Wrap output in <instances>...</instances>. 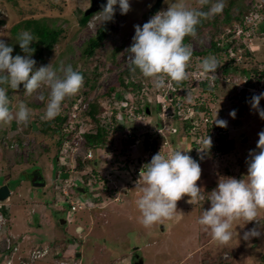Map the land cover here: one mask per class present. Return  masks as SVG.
<instances>
[{"label": "clouds", "instance_id": "obj_1", "mask_svg": "<svg viewBox=\"0 0 264 264\" xmlns=\"http://www.w3.org/2000/svg\"><path fill=\"white\" fill-rule=\"evenodd\" d=\"M117 4L121 14H126L131 9L129 0H107V3L102 6V10H97L88 14V16L90 15L89 17H91L93 14L100 12V26L108 21L110 23L115 14L114 6ZM198 5V8H191L186 6L181 0V2L174 3L168 7L166 11H161L159 7L158 11L142 26H134L133 43L127 49L130 61L129 71L136 73L138 70L144 78L150 79L155 90L147 91L152 96L158 94L159 98L155 99L152 97V99L146 101L148 105H146V102H144L145 105H142L141 100H145V97L143 96V99L140 98L139 94L141 91H138V94L133 91H122L120 93L124 96L122 101L117 98L120 94L116 96L111 94L110 98L107 96L109 99L107 106L101 103L99 106L97 105L102 109L99 115L101 127H104L107 131L104 143L98 141L88 143L86 139V132L92 131L93 128L88 124L89 116L85 114V111L89 103L93 102V96H89L85 90H82L83 75L79 71L74 70L70 64L61 67L59 70L54 69L51 63L38 69L35 68L36 61L31 58L35 51L31 47L35 37L30 31H22L17 36V43L24 55H12L13 47L3 39H0V126H7L13 120H15L17 125L21 126H27L29 123L32 109L24 102H19L13 109L9 99V90L16 92L21 85H23L24 93L27 96H32L45 86L50 90L45 111L41 117L37 118L38 123L39 120H54L61 112H65L62 111L63 102L76 95L71 99L73 100L71 104L68 102L66 125L61 128L60 133L53 134L55 140L50 149V151L55 152L57 150L63 154L61 161L55 153L53 154L55 160L60 164L59 170L61 171L55 173V177L59 174L61 175L59 180L55 182V189H58L56 193L61 197L57 199L59 201L58 204L66 205L69 208L68 213H74L78 209L71 211L69 204L67 202L64 203V199H62V184L66 186V189L76 200L82 203V209H89L90 207L91 212H93L96 207L102 209L103 203L107 206L106 208H110L112 203H127L129 196L136 192L134 191L136 188L132 187L131 183L142 178V195L136 200V206L141 214L140 222L145 228L162 223L164 220L173 219L177 212V202L185 196L188 197L187 202L192 205L200 204L205 200L210 201V207L203 211L198 223L205 231H210L212 240L220 246L228 245L233 236L237 235L236 226H241V224L236 223L237 221H242V226L251 222H260V214L264 212V131L258 133L259 139L256 147L260 151L251 154L246 175L240 179L226 177L222 181L219 180L216 188L210 192V196L207 199H205L201 192V187L197 184L201 178L202 170L191 154H195L196 149L203 151V153L206 150L210 152L209 149L212 146L209 136L201 142V137L203 136L198 133L205 131L207 124L210 123L213 124L209 128L211 135L222 134L225 136L228 132L225 126L230 127V124H232L230 121H226V118L221 120L220 115H217V113L222 112L223 105H225L224 109L227 108L223 100L224 102L228 101L230 105L232 103V107L233 105L238 107V104L243 105L239 102V99H242L241 102L245 104L248 103L247 108L251 103V107L256 109L259 116L264 119V109L259 107L260 100L264 99V78L255 80L252 72L247 75L234 76L233 78L222 74L217 77L215 73L221 67V64L215 56L205 57L200 62V68L193 70L192 73L187 72L193 50L190 44L184 42L185 38L196 36L197 27L202 20L210 19L222 13L225 2L224 0H216L215 3L212 0H198ZM205 6H208L207 11L204 10ZM249 17L253 21L252 25L247 24V17L244 24L246 23L245 27L251 29L250 35L248 31H241L242 29L239 27L240 34L234 36L242 39L240 46H243L242 48L240 47L242 50L235 54L236 59L234 60L237 62L236 64H251L253 61V58H250L247 61L240 62L246 48L254 50L251 47L253 44L250 43L252 42V27H254L257 20L264 18V14L263 17L258 19V13H254ZM233 38L229 39L228 44H226L231 46V48L235 45ZM228 51H231V49H228ZM58 71L62 75L58 74ZM186 79L197 81L194 83L196 85L200 81H206L209 85L217 88V92H213L215 95L218 94L217 96L202 101L205 102L203 111L196 110L194 108L195 104L185 105L186 101L177 95L173 83L181 84ZM241 79L243 80L241 81ZM79 96H82V98H79ZM111 98L114 99L111 101ZM39 99L43 101L45 96L41 94ZM83 101L86 103V107L81 106ZM173 101L174 103H172ZM111 102H114L115 106H112ZM157 104L161 107L160 111H156V116L150 115L151 105L156 108ZM211 104L220 107L215 114H212V110H210ZM120 105L122 108H119L120 110L118 111L117 107H120ZM140 106L145 109V114L150 115L149 118H146L142 111H138ZM114 107L116 112H113ZM108 110L110 111L109 113ZM229 115L235 118L236 110L233 109ZM147 119L150 121L151 127L153 126L152 123L157 121H159L160 125L149 131L144 127ZM135 122L139 123L134 124ZM185 123L189 125L182 129ZM111 126L112 128L116 126V130H112ZM127 126L137 132L135 137L124 131ZM17 129L18 127L12 130L15 133ZM29 129H32V125H29ZM147 131L153 134L152 138L148 140H146L145 136V134L149 133ZM117 133L123 137L122 145L127 151L122 156L120 153L116 154L111 146V150L114 153L112 170H108L104 175L98 176L96 174L98 160L94 155V151L105 149L108 140ZM25 134L23 132V135ZM28 134L30 135L31 133ZM180 135L185 137V142L187 143L180 141ZM171 136H176L175 140L170 141L172 139ZM16 140L14 143L19 145V148H23L22 137L20 140ZM154 141L157 142L156 146L152 144ZM191 142H194L193 147H191ZM186 145L190 148L188 151L192 149L194 153L190 151L191 154L188 155L184 150L187 148ZM136 146L138 147V154L135 156L133 153H136ZM74 147H76V150L72 151ZM160 147H163L162 150ZM39 151L41 152V150ZM117 158L123 161L122 164L116 162ZM115 163L118 170L113 168ZM71 172L72 174H70ZM112 172L115 173L113 174ZM120 172H127L128 182L125 183L123 179H119ZM32 173L30 175L34 177L36 175V178L41 176L44 185L46 184V179H44L40 170L35 169ZM78 174H82L80 178L77 177ZM115 175H117L116 178L114 177ZM62 176L66 177L62 178ZM73 176L74 178H72ZM34 177H31L32 182L37 181ZM82 177H89L90 184L84 180L80 184H76V181ZM98 179L107 188L102 189L101 183L97 181ZM31 180L29 179L30 183H32ZM61 180L64 181L59 182ZM119 181L123 185H118L117 182ZM2 185L8 187L7 184H1L0 186ZM79 188H82L83 191L80 192ZM8 190L9 195L5 199L0 200V202L9 198L11 194L9 187ZM112 190L116 192L113 196ZM98 191L99 196L96 195ZM55 210L58 213L65 211V209L58 208H55ZM0 216L2 217L0 242L4 237L9 236L12 238V244L17 247V252L12 258V264H18L15 260L16 255L25 258L31 249L46 246L38 245L29 250H26L25 247L20 248L17 244L18 242L6 231H3V226L8 222L6 215L0 213ZM60 217H62V223H67L66 215H60ZM81 229V227L78 228V230ZM260 234L257 229L253 228L244 234V238L258 237ZM21 238L23 239V237ZM3 254L6 264L7 256L5 253Z\"/></svg>", "mask_w": 264, "mask_h": 264}, {"label": "rangeland", "instance_id": "obj_2", "mask_svg": "<svg viewBox=\"0 0 264 264\" xmlns=\"http://www.w3.org/2000/svg\"><path fill=\"white\" fill-rule=\"evenodd\" d=\"M155 1L129 0L131 9L126 14H121L118 4L114 6L117 16L110 22L112 26L110 34L85 64L83 63L84 59L81 60L83 56H80L82 46L89 38L96 35L97 29L101 25L100 12L91 17H82L84 9L89 5V0H0V39L13 47L12 55H24L17 43L18 34L27 30L22 27L24 20L35 19L43 21L49 27L60 28L58 42L38 68L50 63L57 70L69 64L74 70L85 67L88 70L87 79L90 81L88 83L95 84L90 94L98 106L100 103L107 106L109 99L105 95L106 92H109V87L116 81L117 74L123 71L130 62L129 52L127 53L126 48L131 46V41L133 42L134 26H142L150 19V14L154 13L149 8ZM177 2H181V0H162L160 9L166 11L168 7ZM182 2L191 8L198 5V0H182ZM212 2L215 3L216 0H212ZM224 2L225 5L228 3L227 0ZM244 3L245 9L248 11L246 19L248 25H252L253 22L250 15L258 13L257 19L263 17L261 0H251L249 3L245 1ZM233 11L235 10L233 9ZM247 24L245 23L244 26ZM17 25L16 32L12 31V28ZM228 25L227 28H222L221 32H218L216 37L218 45L228 44V34L231 29L235 30L234 36L240 34L239 21ZM250 32L251 30L248 31L249 35ZM258 36L256 27H254L250 43L253 44L251 47L255 50H258L261 45L264 46V43L256 42L259 41L256 39ZM261 38L264 42V33ZM209 41V38L199 36L192 38L189 44L193 52H200L208 47ZM241 42L242 39L239 37L233 38L235 44L233 47H237V51H229L231 56L242 50ZM118 46L120 47L119 52L113 60L110 53L114 52V48ZM61 53L63 55H60ZM222 56L229 59L228 56ZM249 59L248 54L242 55L240 62ZM113 62L120 66L110 68V64ZM243 64L247 68L256 66L255 63ZM187 72L192 73V71ZM58 74L62 75L59 71ZM146 89V87L142 88L139 94L141 99L143 96L145 97V100H141L142 105H145L144 102L152 97L159 98L158 94L152 96ZM82 90H87L84 85ZM49 91L45 86L32 96H27L24 93L23 85L16 92L9 90V99L13 109L19 102H24L32 109V116L28 123L32 125V129L25 132L23 130L25 126L17 125L15 120L7 126H0V185L7 184L11 192L6 201L0 202V213L6 215L8 219V227L4 230L18 242L20 248L25 247L26 250H29L34 246L46 245L49 253L33 264H55L56 259L65 261V264H133V262L136 263L131 259L133 252L139 254L138 263L140 264H264V212L260 214V224L251 222L242 226L243 222L237 221L236 223L241 224V226H236L237 235H234L230 243L225 246L214 242L210 231H205L198 223L203 211L210 207L208 200L192 205L187 202L188 197L185 196L177 202V212L173 219L164 220L162 223L145 228L140 222L141 214L136 206V200L142 195V178L138 179L139 182L135 180L131 183V186L136 188L134 190L136 192L129 196L127 203H112L110 208H106L107 206L103 203L102 209L96 207V210H92L93 212L90 207L89 209L81 207L74 213H68L69 208L66 205L58 204L57 199L61 197L56 193L58 189H55V182L61 177L60 174L55 177V173L61 171L59 170L60 164L55 160L53 154L55 153L60 161L63 159V154L57 150L50 151L55 136L52 133L46 135L40 132V124L37 121V118L41 117L45 111ZM121 92V89H117L112 95L116 96ZM193 92L191 97L193 105L208 97L204 93H198L197 88ZM41 94L45 96L43 101L39 99ZM72 98L63 102L62 111L68 110V102ZM117 98L119 101L124 100V96L121 94ZM113 99L111 98V101ZM241 101L242 99H239L243 105L238 104V107L234 105L232 107V103L230 105L228 101L224 102L223 100L228 109H224L225 105H223L222 112L217 113L221 120L226 118V121L232 123L230 127L225 126L228 132L224 137L232 139L234 144V147L229 150L228 156L217 152L214 155L216 160L213 161L210 160V154L206 156V152L209 153L208 150L204 151V154L203 151L196 149V153L191 154L190 151L193 153L194 151L192 149L188 151L190 149L188 145L184 149L201 167V178L197 184L201 187L205 199L216 188L219 180L222 181L226 177L240 179L246 175L251 154L258 153L260 150L256 145L259 139L258 133L264 131V119L259 116L256 109L251 107V103L247 108L248 103L245 104ZM81 106L86 107V103L83 101ZM112 106H115L114 102ZM259 107L264 109V99L260 100ZM219 108L215 104H211L210 110H212V114H215ZM233 109L236 110L235 118L229 115ZM143 113L146 118H149L150 115L156 116V108L151 105L150 115ZM137 123L139 122L134 124ZM16 127L18 129L14 133L13 130ZM23 132L26 134L23 135ZM21 137L23 148H19V145L14 143L17 141L16 138ZM175 137L171 136L173 140ZM180 141L187 143L183 135H180ZM122 144L123 137L117 133L108 140L105 149L94 151L98 160L96 173L98 176L112 170L114 153L111 146L116 154L124 155L127 149ZM193 146L192 144L191 147ZM163 147L160 149L162 150ZM135 151L136 153L133 155L136 156L138 154L137 146ZM122 162L120 161L119 164ZM113 168L118 170L116 163ZM35 169L40 170L46 179L44 186L30 185L29 174ZM80 175L82 174H78L77 177L80 178ZM126 175H128L127 172H120L119 179H123L125 183L128 182L129 177ZM65 177L62 176V178ZM114 177L116 178L117 175ZM83 180L90 184L89 177H82L76 181V184H80ZM62 181L64 180L59 182ZM117 183L123 185L121 181ZM55 208L65 209V211L58 213ZM60 215H66L67 223L61 222ZM79 227L82 229L78 230ZM253 228L261 233L260 236L245 239L244 234ZM0 249L2 248L0 247ZM0 264H5V257L1 252Z\"/></svg>", "mask_w": 264, "mask_h": 264}, {"label": "trees", "instance_id": "obj_3", "mask_svg": "<svg viewBox=\"0 0 264 264\" xmlns=\"http://www.w3.org/2000/svg\"><path fill=\"white\" fill-rule=\"evenodd\" d=\"M228 3L225 5L222 13L207 19V20H202L201 23L198 25L197 27V34L195 37H199V36H203V37H207L210 39L209 41V45L208 47L204 48L203 50H201L200 52H196L194 51L192 53V58H191V62L190 65L187 69V71H193L196 70L200 65V62L208 56H215V58L218 60V62L221 64V67H219L216 70L215 75L217 77H219L221 74L222 75H226V76H230L231 78H233L234 76H241V74L247 75L249 72H252V74H254V79L255 80H260L262 78H264V46H260V48L257 50H249L248 48H246L244 55L246 56V54H248L250 56V58H254L252 63H255L256 66L254 67H244L243 64H236L237 62L234 60L236 59V55L230 56L228 49H231V51H237V47H233L231 48V46H227L226 43H222L220 45L217 44L216 42V37L218 36V32H221L222 28H227L232 22L234 21H239L240 25H238L242 30L241 31H249L251 29H249L248 27H245L244 24L242 25L241 23H244V19L247 17L248 11L245 9V1H247V3H249L251 0H227ZM253 1V0H252ZM262 1V10L264 13V0ZM199 5L192 7V8H198ZM247 8V6H246ZM208 6H205L204 10L207 11ZM233 9L235 11H233ZM233 11V12H231ZM150 12V11H149ZM148 12V14H150ZM147 14V15H148ZM92 15V14H91ZM154 14H150V18L153 16ZM90 16V15H89ZM84 16L82 14V17L87 18L89 17ZM114 17H116V13L114 14ZM113 17V18H114ZM147 22V21H146ZM18 25L12 28V31L16 32ZM22 27L24 29H27V31H30L33 36L35 37V41L32 42L31 47H33L35 49L34 53L32 54V59H34L36 61L35 64V68H38L39 64L41 62L44 61L45 57L48 55H50V52L52 51L53 47L55 46V44L58 42L59 40V36H60V32L61 29L60 28H56V27H52V26H48L46 25L43 21H39V20H35V19H29V20H24V22L22 23ZM111 25L108 22H105L102 24V26H100L97 29L96 35L94 37L89 38L82 46V49L80 51V56L81 60L84 59V64L89 61V59L93 56L95 50L101 46L103 44V41L109 36L110 34V30H111ZM254 27H256V31L257 34L259 35L258 38L259 41H256V39H254V41L256 42H263L261 35L262 33H264V18L257 20V22L254 24ZM254 27H252V30L254 29ZM234 31L232 30L230 31V33L228 34L229 39L234 37ZM225 33V31H224ZM194 38V37H186L185 38V43L189 44L190 40ZM133 42L131 41V44ZM241 48L243 46H240ZM120 47H116L114 48V52L110 53V57H112V59L114 60L116 55L119 52ZM128 48H126L127 50ZM128 53V50H127ZM60 55H63L62 53ZM222 55L228 56L229 59L223 57ZM195 56V57H193ZM129 63L127 64V66L124 68L123 71L119 72L117 74V79L116 81L109 87L108 91L106 92L105 95H107L109 98L111 97V94L113 92H116L117 89H121V91H133L134 93L138 91H141L142 88L146 87V90L152 91L155 90V87L153 86V82L150 79H146L144 78L139 71L137 70L136 73H132L129 71ZM120 65H118V63H112L110 64V68H114V67H119ZM77 71H79L85 81L83 82V85L85 87V92H87L90 94L91 89L94 88L95 84H89L88 82H90L87 78L88 75V70L83 67L80 69H77ZM197 81H191L190 79H186L184 80L181 84H175L173 83L176 93L179 97H181L182 99H184L185 105H190L191 103V97L194 94L193 90H195L197 88V92L198 93H204L206 94L208 97L204 98L205 99H211L215 95L213 92H217V88L209 85L206 81H200L196 84ZM216 83V81H215ZM94 85V86H93ZM200 88V89H199ZM199 90V91H198ZM84 92V93H85ZM45 95V93H43ZM86 94V93H85ZM173 94V93H172ZM188 99V100H186ZM202 100V101H203ZM199 101V103H196L194 105V108L196 110H200L203 111L204 109V104L205 102ZM73 102V100H70L69 103L71 104ZM174 103V101L172 102ZM146 105H148V103L146 102ZM206 107V106H205ZM122 108L121 105L120 107H117L118 111ZM161 107L160 105L157 104L156 107V111H160ZM102 111L101 108H99L97 106V102L96 100L93 99L92 103H89L87 110L85 111V114H87L89 116V122L88 124H90L92 126V131H88L86 132V139L88 141V143L90 142H94V141H98L101 143H104L107 137V131L104 127H101L100 124V120H99V115L100 112ZM138 111H142L144 112L145 109L140 106ZM113 112H116L115 107L113 108ZM80 117H82V115H80ZM67 122V113L65 112H61V114L59 116H57L54 120L51 121H43V120H39V123L41 125L40 127V132H42L43 134L47 133H52L56 134V133H60L61 132V128L63 126L66 125ZM87 124V125H88ZM29 125L27 124V126L24 127V131H28L29 130ZM152 127H151V123L150 121L147 119L146 123L144 125V127L146 129H148L149 131L154 130L156 127H158L159 121L152 123ZM189 124L185 123L182 126V129H185L186 126H188ZM213 124H207L206 128L204 129L205 131H201L198 134H200L201 136V142L202 140H204L207 136H209L211 138L212 141V146L209 149V153L206 152V156H208L207 154H210V160H216L215 158V152H219L221 154H228L229 150L234 147L233 144V140L232 139H227L224 137V135L222 134H216V135H211L209 133V128L212 127ZM112 128V126H111ZM95 129V130H94ZM112 130H116V126H113ZM124 131L129 132L128 134H132L134 137L137 135V132L132 130L131 127H126L124 129ZM147 131V132H149ZM146 132V133H147ZM51 135V136H52ZM146 136V140H148L149 138H152L153 134L150 132L145 134ZM6 139V138H5ZM18 140H20L21 138H16ZM170 141H173V139H171ZM5 142V141H4ZM6 142H8V140L6 139ZM5 142V144H6ZM129 142V141H128ZM156 141H154L152 144L153 146H156ZM191 144H194V142H191ZM10 145V143H9ZM203 145V144H202ZM204 147V145H203ZM257 150V149H256ZM260 151V150H259ZM228 156V155H227ZM117 162H120V160L117 158L116 159ZM126 167V166H125ZM124 167V168H125ZM85 181V180H84ZM98 182L101 183L100 179L97 180ZM101 187L102 189L107 188L105 185L103 186V184L101 183ZM114 192L112 190V196L114 195ZM99 194V191H98ZM97 195V194H96ZM100 195V194H99ZM98 195V196H99ZM260 224V223H259ZM8 227V222L5 223V225L3 226L4 229H6ZM5 231V230H4Z\"/></svg>", "mask_w": 264, "mask_h": 264}, {"label": "built area", "instance_id": "obj_4", "mask_svg": "<svg viewBox=\"0 0 264 264\" xmlns=\"http://www.w3.org/2000/svg\"><path fill=\"white\" fill-rule=\"evenodd\" d=\"M77 144V142H76ZM76 150V147L72 148V151ZM151 152V151H149ZM62 189V199H64V203H68L70 210L75 211L77 209H80L82 206V203H80L78 200L75 199V197L70 194L68 189H66L65 185H61ZM0 223H2V217L0 216ZM12 238L9 236L4 237V239L0 242V252L5 253L7 256L6 264H12L13 263V257L17 252V247L12 244ZM48 250L46 247H36L31 249L25 258H22L21 256L15 257V260L18 264H31L35 262L36 260L42 258L47 254ZM55 264H65L62 260H57Z\"/></svg>", "mask_w": 264, "mask_h": 264}, {"label": "water", "instance_id": "obj_5", "mask_svg": "<svg viewBox=\"0 0 264 264\" xmlns=\"http://www.w3.org/2000/svg\"><path fill=\"white\" fill-rule=\"evenodd\" d=\"M107 3V0H90L89 7L85 10L84 15H88L90 13H93L97 10H102V6ZM162 3V0H156L153 5L150 6V11L153 13H156ZM37 181H33L32 184L36 187L44 186V181L42 180V177L39 176L36 178ZM79 191L82 192L83 189L79 188ZM9 195V190L6 185L0 186V200L5 199ZM63 222V221H61ZM162 230V227H161ZM78 255V254H77ZM140 264V263H136Z\"/></svg>", "mask_w": 264, "mask_h": 264}, {"label": "flooded vegetation", "instance_id": "obj_6", "mask_svg": "<svg viewBox=\"0 0 264 264\" xmlns=\"http://www.w3.org/2000/svg\"><path fill=\"white\" fill-rule=\"evenodd\" d=\"M32 175H34V173H32ZM29 179L31 180V177H34V176H31L30 174H29ZM34 178H36V175H35V177ZM35 180V179H34ZM31 182H32V180H31ZM30 185H32V183H30ZM33 186V185H32ZM139 256V254H137V252H133V253H131V259H133L136 263H138L139 262V260H140V257H138ZM136 263H134L133 262V264H136Z\"/></svg>", "mask_w": 264, "mask_h": 264}]
</instances>
